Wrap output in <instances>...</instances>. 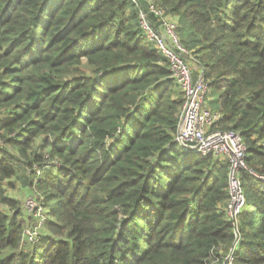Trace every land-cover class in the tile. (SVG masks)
Masks as SVG:
<instances>
[{"label":"trees","instance_id":"trees-1","mask_svg":"<svg viewBox=\"0 0 264 264\" xmlns=\"http://www.w3.org/2000/svg\"><path fill=\"white\" fill-rule=\"evenodd\" d=\"M155 1L264 174V0ZM182 103L131 0H0V264H223L229 164L174 140ZM240 177L232 263L264 264V181ZM17 178L48 216L30 244Z\"/></svg>","mask_w":264,"mask_h":264},{"label":"built area","instance_id":"built-area-1","mask_svg":"<svg viewBox=\"0 0 264 264\" xmlns=\"http://www.w3.org/2000/svg\"><path fill=\"white\" fill-rule=\"evenodd\" d=\"M131 1L138 8L140 28L165 58L171 77L183 95L178 131L174 140L194 155H213L229 164L225 213L232 224L236 240L225 255L223 264H233L234 253L241 239L239 216L246 206L240 173L242 170H249L262 181L264 174H256L248 168L247 147L239 132L233 129L213 128L223 115L220 111L212 110L207 106V96L210 94L209 83L205 78L204 69L195 59L194 65H197L199 71L197 78L194 79V70L190 65L191 61L189 62L191 51L181 41L180 25L175 15L168 13L155 0ZM150 15L156 18V22H151ZM24 208L28 210L31 218L30 225L24 230V239L26 242L34 243L47 220L44 202L37 195L29 197ZM214 262L217 264L218 260H214L212 264Z\"/></svg>","mask_w":264,"mask_h":264},{"label":"rangeland","instance_id":"rangeland-1","mask_svg":"<svg viewBox=\"0 0 264 264\" xmlns=\"http://www.w3.org/2000/svg\"><path fill=\"white\" fill-rule=\"evenodd\" d=\"M81 69L83 71H86V72H90V70H92L90 67H87L86 64L82 65ZM21 174H22L21 171H19L18 175H20V177H22ZM12 184H13V187L9 189V193L11 194L12 197L18 198L21 200V204H22V208H23L22 211L24 214V211L28 212V210H26V209L24 210V205H25L26 200L29 197H35V195H37V191L36 190H34V191L29 190L28 189L29 187L27 188V186L25 184H22L18 178L13 180ZM44 207H45V204H44ZM45 210H46V207H45ZM28 221H31V218H28ZM26 224H27V221H26ZM26 227H27V225L25 226V228ZM25 228H24V230H25ZM23 237H24V234H23ZM23 241H25L24 238H23ZM25 243L30 244L31 241H27V242L25 241ZM212 263H213V261L210 264H212ZM214 264H216V262H214Z\"/></svg>","mask_w":264,"mask_h":264},{"label":"crops","instance_id":"crops-1","mask_svg":"<svg viewBox=\"0 0 264 264\" xmlns=\"http://www.w3.org/2000/svg\"><path fill=\"white\" fill-rule=\"evenodd\" d=\"M178 22H179V18H178V16H176V18H175ZM191 53V57H189V62L191 61V63H190V65L192 66V68H193V70H194V72L196 71V72H198L199 70H198V67H197V65H194V57H193V53L192 52H190ZM193 60V61H192ZM197 78V75L194 77V79H196ZM207 106L210 108V109H212V110H217V111H220V104H219V101H218V97L217 96H215V95H212L211 93L207 96ZM23 184V183H22ZM27 186V188H28V185H26ZM29 189V188H28ZM35 197H36V195H35ZM38 197V196H37ZM24 210H25V208H24ZM47 213V212H46ZM27 217H26V216ZM24 216H25V218H26V220H27V226L28 225H30V222L31 221H28V218H30V216H29V213L28 212H26V211H24Z\"/></svg>","mask_w":264,"mask_h":264}]
</instances>
